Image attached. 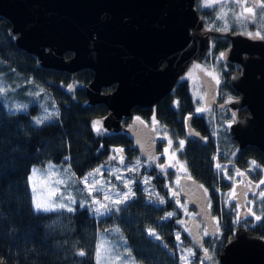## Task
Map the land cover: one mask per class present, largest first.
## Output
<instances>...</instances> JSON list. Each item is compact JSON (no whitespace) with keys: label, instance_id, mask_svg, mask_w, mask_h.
Instances as JSON below:
<instances>
[{"label":"trees","instance_id":"1","mask_svg":"<svg viewBox=\"0 0 264 264\" xmlns=\"http://www.w3.org/2000/svg\"><path fill=\"white\" fill-rule=\"evenodd\" d=\"M13 38L9 23L0 17V84L3 85L0 91V264H93L99 237L112 249L125 253L134 264H178L173 246V234L179 231L173 222L176 210L160 175L155 172L151 184L157 197L165 200L164 204L157 199H145L136 190L131 200L110 209L98 221L88 207H80L77 202L72 212L62 208L33 210L26 182L31 166L65 165L75 180L71 185L78 188L76 180L102 162L109 146L127 148L130 141L124 134L104 135L92 130L91 118L104 115L105 109L85 103L82 87L90 79L87 69L71 77L65 72L41 68L32 55L14 45ZM224 47L223 43L214 44L210 51ZM69 57V53L63 55L64 59ZM224 66L228 71L232 69L230 64ZM227 75L220 73L226 83L221 94L230 97L234 91L227 83ZM70 83L75 85L71 92L68 91ZM7 86L12 90L17 88L15 94L9 95L17 104L26 105L23 111L12 108L14 101L10 103L11 111L4 106L2 100ZM35 88L41 89L37 101L42 95L49 97L55 108L53 119L39 125L31 122L37 110L32 93ZM187 104L184 101V106ZM156 111L159 120L180 135L181 122L173 123L167 102L158 103ZM207 127V131L201 132L205 136L203 143L186 141L183 159L188 175L207 190V207L216 232L212 236L203 235L201 241L202 248L210 253L208 258L215 262L237 228L264 241V198L258 196L253 200L252 218L237 220L234 205L227 201L232 169L227 171L222 167L224 176L215 158L223 162L219 154L223 152L232 166L245 173L249 168L247 178L258 181L264 180V156L251 146L235 150V143L227 134L221 131L219 137H214L215 128L209 123ZM230 153L233 156L229 158ZM167 213L173 215L167 217ZM256 216L261 219L256 220ZM149 227L161 240L148 235ZM112 229H118L114 230L117 236L111 234ZM180 237L185 236L180 234ZM189 242L194 246L191 239ZM81 249L86 252L85 257L77 255ZM194 250L195 256H199L198 249Z\"/></svg>","mask_w":264,"mask_h":264},{"label":"water","instance_id":"2","mask_svg":"<svg viewBox=\"0 0 264 264\" xmlns=\"http://www.w3.org/2000/svg\"><path fill=\"white\" fill-rule=\"evenodd\" d=\"M194 0H0V17L10 26L14 45L32 55L36 65L73 76L81 69L92 72L84 87L88 105L101 104L109 114L101 126L116 131L118 120L132 106L145 109L171 87L189 60L201 56L206 39L193 9ZM191 31L188 34V31ZM228 59L238 63L240 76H231L232 88L241 94L237 105H245L249 117L230 126L239 148L252 146L264 156V41L251 42L236 35L230 39ZM70 53L68 59L63 55ZM247 58L242 59L241 54ZM164 61V67L160 63ZM116 83L110 94L100 88ZM73 86L68 87L71 92ZM208 96L213 92L208 84ZM233 107V104L231 105ZM135 150L153 162L152 132L133 120L126 129ZM188 136L203 138L187 128ZM179 193L195 213L183 220L196 248L201 247V227L208 236L216 225L206 205V195L194 180L180 178ZM202 252L206 262L209 258ZM218 264H264V243L244 229L217 257Z\"/></svg>","mask_w":264,"mask_h":264},{"label":"flooded vegetation","instance_id":"3","mask_svg":"<svg viewBox=\"0 0 264 264\" xmlns=\"http://www.w3.org/2000/svg\"><path fill=\"white\" fill-rule=\"evenodd\" d=\"M197 1H199L200 3V0H194L193 9L201 22V28H200L201 37H205L206 39V48L204 49L203 54L201 56H196L195 58L193 59L191 58L189 60L188 65L176 77L171 87L167 89L166 92L161 96V98L153 105L145 109H140L135 105L129 108L128 115L121 116L119 118L118 129L116 131L107 130L102 128L101 126L102 130L97 132L93 130L91 126L92 130L97 134H104V135H112L117 133L124 134L126 138L130 141L128 147L125 148L123 146H109L107 155L110 154L114 149L119 148V149H123L121 155L125 157L126 163L131 162L130 159L131 155L137 156V158L142 163L146 162V165H148V170L144 171L143 169H140V173H145L146 176L151 177V180L154 178V174H153L154 172L160 175L167 196H168L167 186L169 185L168 180L172 178L173 173L170 171L167 172V178H166L165 176V172L167 171L166 167L163 169L161 167L159 169H156L154 166H156V164L163 161V157L165 156L164 149L165 147H168V140L172 141V145H171L172 147L170 149L176 150V156L182 162L184 167H185V163L183 159V152L185 150V146L187 143L186 141L188 139L197 141L195 138L187 135L186 133L187 128L198 133L203 138L202 142L200 141L198 142L203 143L205 140L204 139L205 136L203 137L201 132L208 130L207 124L209 123L215 129H217V127L220 128L217 130L213 129L214 137H219L218 134H221V131H223L235 143V147H236L235 150H240L243 148V147L239 148L237 146L236 142L232 139V133L230 131V126L235 124L239 120V118L249 117V112L246 109V106L236 104L237 102L240 101L241 94L236 92L230 84L231 76H240L242 72V68L238 63H235L228 59L231 49L230 39L232 37H235L236 35H239L241 36V39L242 38L247 39L251 42L264 41V39L257 38L255 36L250 38L247 34L249 32L255 33L259 31L261 33V36H264V7L258 6L257 0H230V1L218 0L212 2L209 6H205L203 0H201V4L196 5L195 3ZM241 4L243 5L242 7ZM259 4L264 5V0H259ZM248 7H251L253 9V13L251 15L243 11L244 8H248ZM199 11L201 17L199 16L198 13ZM222 12L224 13V15L222 16V18H219L221 17ZM190 33L191 31L189 30L188 34ZM220 43H223L225 47L217 50L216 52L210 51L214 47V44L218 46V44ZM241 57L242 59H245L247 58V54L242 53ZM165 64L166 63L162 61L160 63V67L161 68L164 67ZM228 64H230L232 67L230 71H228L224 66ZM196 65H199L200 67L196 68L195 67ZM192 67H193L194 76L196 77L197 81L200 82L199 96H201L202 92H203V96L204 93L206 94L204 96L206 100H204L203 104L201 105L199 103V100L194 102L193 99H191L192 97H191L190 87L188 86V83L186 82V78H185L187 73L190 71ZM205 69H208L210 73L215 74L216 80H213L211 77L205 75L204 72L202 71ZM81 71H86V69H81L77 71L72 77H74L77 73ZM88 71L90 73V79L82 87L83 95H84V87L92 79V72L90 70ZM220 73L228 74L227 83H229V86L234 91V95H231L229 97L226 95L223 96L221 94L222 86H224V84L226 83L222 81L220 77ZM217 80L219 81L218 83ZM208 84L211 85V89L213 92L212 99H209L207 93ZM115 87H116V83L108 84L100 88V93L110 94ZM162 100L167 102V107L171 112L173 123H175L176 121L181 122V127L179 129L180 135H177L169 125L162 123L159 120L156 111V106ZM184 101H188V104L185 106H184ZM85 103H86V99H85ZM232 104L233 107H231ZM96 105H101V104H94L91 106H96ZM101 106L105 109L104 115L91 118V121L93 118L100 119V125H101V119L109 114V110L104 105ZM133 120L142 121V124L148 129H150L152 132L151 144L153 145V150H154L153 162H147V160L144 159L135 150L133 142L131 140V136L126 132V129L132 123ZM165 135L167 136V139L164 138ZM181 140L184 141L182 150H180V146H179V141ZM219 154L221 155L220 157L223 159V162L220 163L216 158H215V162L219 163L217 165H219L221 173L224 176L226 175V172L224 170L222 171V167L225 168L227 171H229L230 168L232 169L231 171H229L231 173L230 176L231 187L227 194V201L229 199V194L234 192V195L232 196L231 199H229V201L234 205V211L237 220L245 217L252 218V214L248 211V209L251 208L252 210L253 200L259 196L260 192L263 191L264 185L260 184V181L263 179H260L258 181L249 180L247 178V173L250 171L249 168H246L247 173L241 172L236 167L232 166L231 161L227 157L225 158L223 156V152ZM231 156L233 155L230 153L229 158ZM104 159L100 164L104 163L103 162ZM237 171L243 173V175H237ZM185 174L186 176H181V177L187 178L189 176L187 170ZM191 180L193 179L191 178ZM257 185H259V187H257ZM153 189L156 193L157 192L156 189L155 188ZM203 192L205 193L204 190ZM177 193L180 200L185 203V200L181 197L179 193L178 184H177ZM206 205H207V198H206ZM237 205L240 206L238 209L236 207ZM186 208L189 211V213H192L193 215L189 220L195 219L196 218L195 211L187 205ZM237 212H239V217L237 216ZM234 232L228 242H230L233 239ZM261 241L264 243L263 240ZM201 247H202V243H201Z\"/></svg>","mask_w":264,"mask_h":264},{"label":"rangeland","instance_id":"4","mask_svg":"<svg viewBox=\"0 0 264 264\" xmlns=\"http://www.w3.org/2000/svg\"><path fill=\"white\" fill-rule=\"evenodd\" d=\"M214 1H218V0H212V2ZM195 4L196 5L201 4V0H200V3L199 1H197ZM202 71L204 72L205 75L211 77L213 80H216L215 74L213 73H211V75L208 74L210 73L208 69H205ZM185 78H186V82L188 83V86L190 87L191 97H192L191 99H193L194 102L199 100L200 105L203 104L204 100H206V98L204 97L206 94L204 93V96H203V92H202L201 96H199V90H200L199 83L200 82L197 81L196 77L194 76L193 67L187 73ZM69 86L75 87L73 83L72 84L70 83ZM2 89H3V85L0 84V90ZM16 91H17V88L15 90H12L10 87L7 86V88L5 89V93L3 94L4 100H2V102L4 106L8 110H10L9 109L10 103L14 101L11 103L12 108L14 110L23 111L24 108H26V105L22 106L21 104H17L18 102L9 95L10 93L15 94ZM40 92H41V89H38V88H35L34 91L32 92L33 97H34L33 103L37 104L36 113L31 118V122L33 125H39L36 123V121L41 120L42 118H45V117L46 119H43V122L52 120L53 119L52 116L55 110V108H53V106L51 105L49 101L50 100L49 97L46 98V96L43 97L42 95L41 98L37 101V96ZM96 121L100 122V119H95V118L92 119L91 121L92 128H93V123ZM99 127L101 131L102 128L100 124H99ZM172 152H176V150L170 149L169 154L163 157V161L156 164V166L154 167L156 169H159L160 165H167L168 163L175 164V161L179 159L177 158V156L175 160L170 159ZM110 156H115L116 159L110 160L109 159ZM120 156H122L121 153L117 154L115 151H112L110 154H108L103 161L104 163L100 164L99 166L94 168L92 171L87 172L79 180H76V182L78 183V188H76L74 185H71V184H75V180L72 178V175H70L65 165L47 164L43 167L31 166L29 173L27 175L26 182H27V188H28L31 206L33 210L44 211L43 209L38 210L35 206L34 199L37 196L40 197L42 201L50 200V202L53 204L63 203L65 205H68L69 201L67 197L70 195L71 198L74 201H76L77 204H79V206H80V202L83 201L86 207L89 208L93 218L96 221H98L104 218L105 216H107L110 213V209H115V207H117L116 205L111 204L110 201L104 200L103 196L107 194V195H110L113 199H115L116 192L127 191V189L123 188V179L134 181L135 183L132 185L133 191L135 192L137 190L138 194L143 195L145 199L151 200V199H154L152 197H157L152 187L151 181H150V184L148 185H145L143 183V180L145 179V177H148V176H146L145 173H140V169H143L144 171L148 170V165H146V162L142 163L137 158V156L131 155L130 156L131 162L126 163L125 157H123L124 163L121 164ZM180 163L182 164L181 161ZM49 165H52L51 170H49ZM177 167H166L167 171L165 172V176L167 178V172L169 171L173 173L172 178L168 180L169 185L167 186V188H168V196H169L168 198L169 200L173 202L175 206V210H176V215H177V217L173 220V222L175 225L179 227V231L177 232V234H173L174 235V242H173L174 253L177 257L178 264H218L217 261L212 262L210 260L209 262H206L204 258L201 257L200 254L202 252L207 253V256L210 257V253L205 248H202V247L198 249L199 256L196 257L195 250H194L195 247L192 246L191 243L189 242L190 237L188 235L187 229L182 224L177 223L178 220L183 221L186 218L190 219L193 216L192 213H189V211L186 208L185 203L180 200L178 195L175 197L172 196V192L177 193V183H176V179L178 175ZM98 168L100 169V172L94 173V170ZM128 168H135V171L130 173L127 171ZM33 169H37L39 171H37L36 175L30 181L29 177H32ZM117 174H122V179L120 181H117L115 179ZM179 176L180 177L186 176V174L184 171H180ZM85 180L87 181L89 187L92 188V191H93L92 196L88 195V188H85L84 186ZM96 181H99V183H96ZM33 186H35L36 188L35 192L33 191ZM169 188H171L172 192L169 191ZM97 189H99V191H97ZM92 200H97L98 203L96 205H92L91 204ZM177 200H179L180 205H183L184 207L178 206L176 203ZM100 203H103L107 209V210L103 208L101 209V213L103 214L97 213L95 211V208L99 207ZM74 204L75 203L71 204L70 206L73 207ZM185 208L187 210V214L185 213ZM56 209H60V208L54 207L51 210H56ZM62 209H66V208H62ZM200 231H199L200 232L199 235L202 238L203 235H205V233L203 231V228H201ZM111 234L114 236H117V234H115L114 232V229L111 230ZM180 234L186 237V238L184 237L185 240L180 237V240L177 241L176 237L177 235L180 236ZM96 243L97 244L95 246L94 254H93V264H97L98 260H99V264H134L131 262V259L125 253H122V252L119 253L117 250L112 249L111 246L105 240H102V239L100 240V237L97 239ZM98 248H99V254L97 251ZM189 251L191 253L190 255L188 254ZM182 256H184L185 259L182 260L181 259Z\"/></svg>","mask_w":264,"mask_h":264},{"label":"snow or ice","instance_id":"5","mask_svg":"<svg viewBox=\"0 0 264 264\" xmlns=\"http://www.w3.org/2000/svg\"><path fill=\"white\" fill-rule=\"evenodd\" d=\"M211 2H212V0H203V3H204L205 6H209ZM257 5L260 6V7H264V5H260V4H259V0H257ZM242 6H243V5L241 4V7H242ZM243 11H244L245 13L250 14V15L253 13V9H252L251 7L244 8ZM223 15H224V13L222 12V13H221V17H219V18H222ZM247 34H248V36H249L250 38H252L253 36H255V37H257V38L264 39V36H261V33H260L259 31L255 32V33L249 32V33H247ZM222 56H223V54H222ZM195 67H196V68H199L200 66H199V65H196ZM208 74L211 75V73H208ZM218 82H219V81L217 80V83H218ZM0 91H2V90H0ZM43 119H46V117H45V118H42L41 120H37L36 123H37V124L42 123V122H43ZM137 119H139V118H137ZM141 123H142V121H141ZM99 124H100L99 121H96V122L93 123V129H94L95 131H100ZM164 138L167 139V136L165 135ZM171 145H172V141H171V140H168V147H165V149H164V154H165L166 156L169 154V149L171 148ZM183 145H184V141H183V140L179 141L180 150L183 149ZM113 151H115L117 154H119V153H122V152H123V149H119V148H117V149H114ZM175 158H176V152H172V153H171V157H170V159L175 160ZM109 159H110V160H112V159H116V157H115V156H110ZM120 163H121V164L124 163V158H123V156H120ZM251 163H252L253 165L255 164L254 161L251 162ZM177 166H179V167H177ZM159 167H161L162 169L165 168V167H177V173H178V175H177V179H176V183H177V184H179V181H180L179 172H180V171H185V172H186V168L184 167L183 164L180 163L179 160H176V161H175V164L168 163L167 165H160ZM217 167L219 168V165H217ZM51 168H52V165H49V170H51ZM37 171H39V170H37V169H33L32 177H29L30 181H31V180L33 179V177L36 175ZM127 171L131 173V172L135 171V168H128ZM99 172H100V169H99V168L94 170V173H99ZM237 175H243V173H240L239 171H237ZM187 178H188L189 180L191 179L190 176H188ZM115 179H116L117 181H120V180L122 179V174H117L116 177H115ZM150 181H151V177H145V179L143 180V183H144L145 185H148V184H150ZM58 183H59V181H58ZM96 183H99V181H96ZM109 183H110V182H109ZM134 183H135L134 181H131V180H128V179H123V188H124V189H127V191L116 192V193H115V196H116L115 199H113L110 195L105 194V195L103 196V199H104V200H108V201H110V203L113 204V205H116V206L121 205V204L124 203L125 201H127V200L131 199L133 196H135V192L133 191V188H132V185H133ZM260 184H264V180H261V181H260ZM84 186H85V188H88V195H89V196H92V195H93L92 188L89 187V185H88V183H87L86 180L84 181ZM201 187H203V186H201ZM257 187H259V185H257ZM33 191H34V192L36 191L35 186H33ZM97 191H99V189H97ZM169 191L172 192L171 188H169ZM53 194H54V193H53ZM66 195H67V194H66ZM177 195H178V194H177L176 192H172V196L175 197V196H177ZM205 195H207V190H206V189H205ZM233 195H234V192H233V193H230V194H229V199H231ZM259 196H260L261 198H264V191L260 192V193H259ZM67 198H68V201H69V204H68V205H65V204H63V203H60V204H53V203L50 202V200H49V201H42V200L40 199V197H38V196L35 197L34 201H35V206H36V208H37L38 210L43 209L44 211H49V210H51V209H53V208L55 207V208H66V210H67L68 212H72L74 209H73L70 205L73 204V203H76V201H74V200L71 198L70 195H69ZM152 198L157 199L158 202H159L160 204H164V203H165V200H164L163 198H160V197H152ZM97 203H98L97 200H92V201H91V204H92V205H96ZM176 203H177L178 206L184 207L183 205H180V201H179V200H177ZM249 203H251V202H249ZM85 206H86L85 203H84L83 201H81V202H80V207H85ZM236 207H237V209H238L240 206L237 205ZM102 208L105 209V210H107V209H106V206H105L103 203H100V204H99V207H96V208H95V211H96L97 213L103 214V213H101V209H102ZM248 211L251 213V211H252L251 208H249ZM185 213L187 214V210H186V208H185ZM172 215H173V213H167V217H171ZM237 216L239 217V212H237ZM255 219H256V220H260L261 217H260V216H256ZM177 223L183 224V221H179V220H178ZM114 230H115V231H118V229H114ZM146 231H147L148 235H150V236H154L156 240H161V236L158 235V234L155 232V230L152 229L151 227H149ZM217 231H218V229H217ZM206 234H207V230H205V235H206ZM176 239H177V241H179V240H180V236L177 235ZM165 246H166V245H165ZM97 251H98V254H99V248H98ZM188 254H189V255L191 254L190 251H189ZM77 255H78L79 257H85V256H86V252H85L83 249H81V250H79V251L77 252ZM205 255H207V253H206ZM181 259L183 260V259H185V257L182 256ZM97 264H99V260H98Z\"/></svg>","mask_w":264,"mask_h":264}]
</instances>
